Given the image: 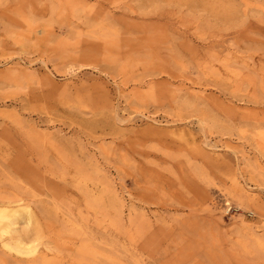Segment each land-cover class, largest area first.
Returning a JSON list of instances; mask_svg holds the SVG:
<instances>
[{"label": "rangeland", "instance_id": "obj_1", "mask_svg": "<svg viewBox=\"0 0 264 264\" xmlns=\"http://www.w3.org/2000/svg\"><path fill=\"white\" fill-rule=\"evenodd\" d=\"M14 201L0 264H264V0H0Z\"/></svg>", "mask_w": 264, "mask_h": 264}, {"label": "bare ground", "instance_id": "obj_2", "mask_svg": "<svg viewBox=\"0 0 264 264\" xmlns=\"http://www.w3.org/2000/svg\"><path fill=\"white\" fill-rule=\"evenodd\" d=\"M12 204H16L17 206L12 207ZM23 211L26 213V220L27 223H29L31 215L27 208H23L22 206H20L19 201L8 202L6 205L2 204V206H0V234H9L11 232L16 219L20 218L22 214L21 212Z\"/></svg>", "mask_w": 264, "mask_h": 264}]
</instances>
